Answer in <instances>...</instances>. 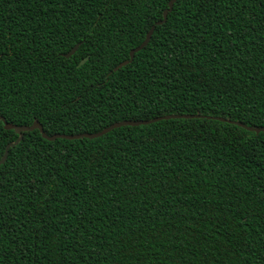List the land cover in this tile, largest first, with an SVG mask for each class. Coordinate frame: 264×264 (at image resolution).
<instances>
[{"label":"trees","instance_id":"1","mask_svg":"<svg viewBox=\"0 0 264 264\" xmlns=\"http://www.w3.org/2000/svg\"><path fill=\"white\" fill-rule=\"evenodd\" d=\"M169 1L0 0V116L48 135L264 126V0H176L155 25ZM18 138L0 120V264H264V132Z\"/></svg>","mask_w":264,"mask_h":264},{"label":"water","instance_id":"2","mask_svg":"<svg viewBox=\"0 0 264 264\" xmlns=\"http://www.w3.org/2000/svg\"><path fill=\"white\" fill-rule=\"evenodd\" d=\"M176 0H170L168 3V8L164 10L163 12V19L159 20L155 23V25H161L163 24L166 20H167V16L168 13L172 10L174 4H175ZM155 25L152 26L149 31L146 33L145 39L144 41L136 48L132 49L130 51V58L128 60H125L123 62H121L117 67H115L113 69V71H117L118 69H120L121 67L127 65L128 63L132 62L135 56V53L139 52L141 49H143L150 41L151 36L154 32V28ZM80 46V43L76 44L68 53L63 54L64 57L69 58L70 56H72L78 49V47ZM88 58V57H87ZM87 58L83 59L79 64H83ZM175 118H208V119H213V120H218V121H222V122H228V123H232V124H236L239 126H242L244 128H246L248 131H253L255 133H260V132H264V126L262 127H250V126H246L241 122L238 121H233V120H229L226 119L224 117H217V116H203V115H191V114H170V115H165V116H160L157 118H153V119H148V120H124V121H119L116 123L111 124L110 126H108L107 128L99 131V132H95V133H79V134H61V133H56L53 135H48L44 132L42 125L38 122L35 121L32 125L27 126V125H23V126H18L15 124H10L7 121L4 120L3 117L0 116V120L4 121V127L5 129H13L17 134H19V138L17 139V141L15 143H18L20 140H22L23 138V133L27 132V131H33L35 129H39L42 136L49 140V141H53L57 138H63V139H79V138H89V139H93V138H98L101 137L103 135H105L106 133L112 131L115 128L121 127V126H125V125H129V126H140V125H148L160 120H166V119H175ZM11 146V144L7 145L5 153L3 155V157L7 158L8 155V149ZM6 159H4L3 161H0V163H4Z\"/></svg>","mask_w":264,"mask_h":264},{"label":"snow or ice","instance_id":"3","mask_svg":"<svg viewBox=\"0 0 264 264\" xmlns=\"http://www.w3.org/2000/svg\"><path fill=\"white\" fill-rule=\"evenodd\" d=\"M3 59H4V53H3L2 49H0V63L3 62ZM137 107L139 108V105H137ZM85 115H88V113H85ZM61 119H62V117H61ZM75 119H80V117L77 115L75 117ZM49 120H51V117H49ZM4 159H6V157H0V161H3ZM2 176H3L2 163H0V177H2ZM3 186H4L3 180L0 179V195L4 194ZM2 224H3V221L0 220V225H2ZM2 259H3V256H2V254H0V260H2Z\"/></svg>","mask_w":264,"mask_h":264}]
</instances>
